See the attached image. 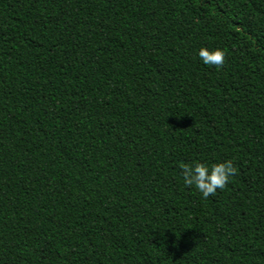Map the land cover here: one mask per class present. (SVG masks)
<instances>
[{"label":"trees","instance_id":"trees-1","mask_svg":"<svg viewBox=\"0 0 264 264\" xmlns=\"http://www.w3.org/2000/svg\"><path fill=\"white\" fill-rule=\"evenodd\" d=\"M0 264H264V0H0Z\"/></svg>","mask_w":264,"mask_h":264},{"label":"clouds","instance_id":"clouds-1","mask_svg":"<svg viewBox=\"0 0 264 264\" xmlns=\"http://www.w3.org/2000/svg\"><path fill=\"white\" fill-rule=\"evenodd\" d=\"M199 60L210 66L220 67L225 60L222 48L200 47L196 50ZM237 172L231 160H224L212 165L195 161L192 164H184L181 169L183 184L194 186L203 198L214 195L217 189H223L230 178Z\"/></svg>","mask_w":264,"mask_h":264}]
</instances>
